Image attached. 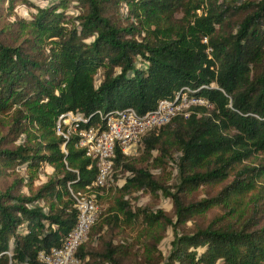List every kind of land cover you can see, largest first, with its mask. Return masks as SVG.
Instances as JSON below:
<instances>
[{"label": "trees", "instance_id": "obj_1", "mask_svg": "<svg viewBox=\"0 0 264 264\" xmlns=\"http://www.w3.org/2000/svg\"><path fill=\"white\" fill-rule=\"evenodd\" d=\"M16 3L33 11L9 20ZM179 91L207 105L139 142L153 162L175 163L174 190L118 146L112 165L130 173L118 191H160L174 220L118 198L90 227L105 225L109 237L98 235L97 248L81 243L79 264H124L138 239L149 264H264V0H0V264L58 246L76 216L68 187L84 190L96 175L75 136L61 150L58 114L80 112L101 129L116 110L143 114ZM42 164L51 168L45 180L23 192ZM18 167L28 175H13ZM217 184L212 195L187 198ZM214 208L220 213L203 221ZM120 224H137L135 241L113 242ZM166 226L173 239L162 256L155 245Z\"/></svg>", "mask_w": 264, "mask_h": 264}, {"label": "built area", "instance_id": "obj_2", "mask_svg": "<svg viewBox=\"0 0 264 264\" xmlns=\"http://www.w3.org/2000/svg\"><path fill=\"white\" fill-rule=\"evenodd\" d=\"M184 89L186 90V87ZM196 105L207 104L204 99L191 97L184 91H179L171 99L158 100L154 109L143 114H137L131 108L116 110L104 116L101 129L85 126L87 118L80 112L68 110L58 114L54 130L55 134L63 139L60 144L61 150H64V140L75 136L76 146L82 148L84 156L93 161L96 175L84 190L72 191L68 187L76 216L62 242L46 251L39 250L31 262L20 264H79L75 256L76 250L85 240L91 225L100 213L92 188H108L113 185L112 165L115 146L120 147L121 152L127 155L130 148L134 150L144 134L166 124L177 114L186 117L190 109ZM6 254L9 256L10 252L6 251Z\"/></svg>", "mask_w": 264, "mask_h": 264}, {"label": "rangeland", "instance_id": "obj_3", "mask_svg": "<svg viewBox=\"0 0 264 264\" xmlns=\"http://www.w3.org/2000/svg\"><path fill=\"white\" fill-rule=\"evenodd\" d=\"M29 1L36 5L45 4V0H29ZM32 9H33L32 7H26L22 3H16L10 15L7 16V19L12 20L14 16L26 17L30 12L33 11ZM151 155L152 156L156 155V152L152 151ZM127 156H129L128 161H130V163L133 166L135 167L141 166L143 168L148 169L149 172L154 176V178H156L159 182H161L166 187H168L171 191L174 190V185L177 182V167L172 160L165 161L162 164L153 162L149 156H146L145 154L141 153V148L139 146V143L136 144L134 150H131L130 148V152L127 154ZM25 170H27V168L25 167L14 168L13 175L24 176L26 173ZM37 170L40 171L35 177V179H32L30 184L22 187L23 192L27 193L29 188L33 189L36 186H38L40 183H42L45 180V175L50 172L51 168L47 165L42 164ZM26 174L28 175V173ZM129 176L130 173L128 171L122 170L120 167H118L115 170V172H113V177H114L113 185L109 186L108 188L95 190L96 202L100 209V213L96 222L94 223V226H99L102 218L106 214H108L107 209L111 208L115 200H117L118 198H123L128 200L130 207L132 209L137 207L140 208L145 207L152 211L160 209L168 217L174 220L171 201L168 197L163 196L160 191H157L155 193H148V192H142L139 190L136 191L130 189L124 192L118 191V189L125 183V178ZM220 186H221L220 184H217V185L199 187L196 190H194L192 193H189L187 198L191 197L195 200H198L200 198L206 197L207 195H212L219 189ZM217 213H220L219 209L216 208L211 209L207 211L201 219L203 221L208 220L214 214ZM191 227H192V222L191 220H188L182 225L181 230L188 231ZM139 230L140 228L137 227V224H133L130 226L120 224L117 228L112 230L113 234L114 235L116 234V236L113 238V242H119L123 240L124 242L129 244L133 240L135 241L136 236L139 234ZM110 233L111 231H109V228L105 227V225H102V228L99 231H96L95 228L94 229L90 228V230L86 235L85 240L82 242L84 249L97 248L99 246V243H97L96 237L98 235L103 234L104 238H108ZM172 239H173L172 228L171 226H166L163 232L161 233V239L155 245L156 250L160 253L159 255L162 256L166 255L167 251L170 248V243ZM140 245L141 244L139 242V239L133 243L132 246L133 248L131 249L132 252L131 256H129L124 261V264H149L147 263V261H145L144 255L142 254V247ZM138 247L140 249H138ZM136 250L137 253H135ZM140 253L142 254V256L139 255ZM154 257H158L156 256V253L152 255L149 254V258H151L149 260L151 263L153 262Z\"/></svg>", "mask_w": 264, "mask_h": 264}]
</instances>
